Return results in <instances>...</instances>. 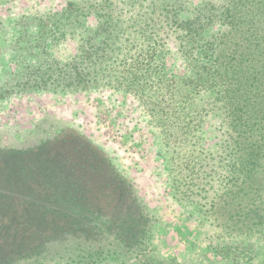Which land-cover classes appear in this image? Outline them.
<instances>
[{"label": "trees", "instance_id": "1", "mask_svg": "<svg viewBox=\"0 0 264 264\" xmlns=\"http://www.w3.org/2000/svg\"><path fill=\"white\" fill-rule=\"evenodd\" d=\"M186 2L150 0L129 15L115 3L92 4L95 22L86 6L56 17L57 28L43 20V36L79 28L78 52L62 60L48 40L30 45L40 57L0 84V103L57 89L134 93L185 152L189 180L175 188L178 202L199 205L221 237L258 236L264 233V0ZM170 37L185 73L165 72ZM210 113L225 125L208 161L219 159L217 177L198 167L190 144L193 117ZM157 223L134 182L82 132L38 122L33 131L18 126L0 140V264H181L154 254Z\"/></svg>", "mask_w": 264, "mask_h": 264}, {"label": "rangeland", "instance_id": "2", "mask_svg": "<svg viewBox=\"0 0 264 264\" xmlns=\"http://www.w3.org/2000/svg\"><path fill=\"white\" fill-rule=\"evenodd\" d=\"M103 3L118 4L129 15L147 7L150 0H0V84L40 57L31 50L34 48L30 45L35 42L41 46L48 40L50 51L59 59L74 56L78 52L80 29L74 35L61 36L56 29L57 32L43 36L42 21L57 28L56 17L69 8L86 6L89 21L95 22L97 17L91 5L98 7ZM129 3H136L132 11ZM48 16L54 20L47 19ZM167 57L166 74L186 72L185 59L172 37L168 39ZM150 109L134 93L110 87L26 92L0 103V140L18 126L33 131L38 122L44 128L59 122L82 132L105 149L157 215L151 239L157 259H173L181 264H264V233L248 238L221 237L199 205L178 202L175 188L189 180L185 152L180 149L181 143L177 144L179 139L172 142L164 136ZM193 119L190 144L195 143L200 157L195 160L201 161L198 167L202 166L208 175L213 173L217 177L221 172L219 159L208 161L219 148L224 121L213 113ZM191 147L187 149H195Z\"/></svg>", "mask_w": 264, "mask_h": 264}]
</instances>
